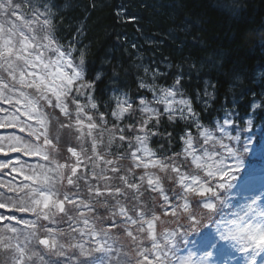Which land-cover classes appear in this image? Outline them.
Wrapping results in <instances>:
<instances>
[{
    "label": "trees",
    "instance_id": "1",
    "mask_svg": "<svg viewBox=\"0 0 264 264\" xmlns=\"http://www.w3.org/2000/svg\"><path fill=\"white\" fill-rule=\"evenodd\" d=\"M17 3L22 5L20 11L28 15L24 0H17ZM57 3V32L61 37L71 39L76 36L77 29L81 30L76 43L82 41L89 50L86 56L91 65L88 75L90 79L100 78L98 109L88 108L97 122L99 113L106 111L103 102L112 89L120 88L134 97L140 80L150 79L154 67L165 74L159 81L161 86L174 84L182 74L186 93L183 98L190 100L194 107H204L202 100H196L197 89L203 96L206 85L214 86L208 87L207 91L215 97V104L210 114L200 121L209 131L214 129L218 116L223 115V106L231 109L235 104V110L242 118L239 126L244 130L248 149L238 157L239 171L234 172L230 186L220 190L223 205L213 199L218 205L214 220L232 212L254 185L252 180H243L241 176L252 168L250 162L258 159L259 152H264L261 150L264 145V108L253 110L250 107L253 94L255 99H264V0H57ZM63 47L67 49V39ZM79 62V57L74 56V63ZM145 68L149 73H145ZM143 94L150 98V93ZM160 107L162 110L163 105ZM45 111L50 120L48 134L56 145L48 161L60 169L57 188L65 207L62 213L52 211L44 217L38 214V226L41 227V237L58 239L62 254L54 256L46 251V255H42L36 247L43 246L37 245L36 239L30 246L33 250H27L32 255L33 264H137L135 243L151 247L146 221L153 220V217H156L154 231L162 246L165 233L173 230L189 233V237L173 241L169 257L175 254L184 258L191 254L194 261L200 259L193 250L179 253L177 248L185 246L190 236L196 233H192L194 226L187 219L188 213L194 212L197 219L202 220L198 226L202 229L209 223L207 210L196 203L203 198L186 193L171 169L176 166L181 175L203 178L207 169L198 167V164L211 161L204 158L194 162L185 151L186 146L180 139L185 135L183 122L172 123L164 117L153 129L158 134L149 137V149L154 154L152 159L167 163L166 170L151 166L147 170L134 168L129 152L115 147L110 151L102 147L96 152L91 148V140L86 139L83 142L85 153L80 157L78 172H74L77 161L67 149H81L82 142L77 139L75 126L62 129L59 122L69 123L68 118L47 106ZM107 120V128L112 130L110 114ZM127 123L126 118L123 125ZM113 134L116 136L114 144L123 143L127 148V142L119 141L118 133ZM194 136L202 145L203 138L198 132L194 131ZM102 138L106 144L109 132L104 131ZM121 154L124 159L117 158ZM3 157L0 153V159ZM0 171L4 172L3 169ZM146 171L154 180L152 187L147 183L150 177L145 175ZM142 175L145 178L141 181L139 177ZM135 183L139 187L131 186ZM165 196L168 200L164 199ZM186 201L187 211L184 208ZM4 211L5 208L0 209V213ZM141 211L145 212L143 233L138 228L142 222ZM112 220L116 221L115 227L106 228ZM179 225L183 227L179 228ZM10 228L6 220L0 223V264H19L21 257L28 262L18 246L21 240ZM82 229H86L90 236L95 233L98 243L93 244L87 239ZM132 233L138 238L135 242ZM85 239L89 240L86 242L91 251L83 244ZM96 245L101 247L98 253Z\"/></svg>",
    "mask_w": 264,
    "mask_h": 264
},
{
    "label": "snow or ice",
    "instance_id": "2",
    "mask_svg": "<svg viewBox=\"0 0 264 264\" xmlns=\"http://www.w3.org/2000/svg\"><path fill=\"white\" fill-rule=\"evenodd\" d=\"M24 3L27 4L28 15L20 11L22 5L17 3V0H0V112L5 114L3 119H0V129L19 126L21 132L27 131L28 136L34 137L37 143L25 141L21 137L0 136V153L4 156L10 152L23 153L28 157L38 156L47 163L51 151L56 149L47 131L48 116L45 111L47 106L59 110L60 114L68 118L69 123L58 121L60 128L71 129L75 126L77 139L82 142L80 151L73 147L67 149L77 161L74 172H78L81 164L80 157L85 153L83 142L86 139L91 140V148L96 152H100L99 149L102 147L108 151L115 147L117 150L123 149L124 152H129L134 168L143 167L147 170L151 166L159 167L163 171L169 165L161 159H152L154 154L148 148L149 137L158 134L153 129L158 127L164 117L172 123L183 122L185 135L180 139L186 146L185 151L194 162L207 158L211 163L198 164V167L207 169L203 178L196 175H181L180 168L176 166L171 170L179 177V183L185 188L186 193L203 198L196 203L207 210V218L212 222L218 209L213 199L223 205L220 190L230 186L229 182L233 180L234 172L239 171L238 157L248 149L244 140V130L239 126L242 118L235 110V104L231 109L227 105L223 106V115L218 116L214 129L209 131L200 121L205 115L210 114L211 107L215 104V97L207 91L208 87L214 88V86L206 85L203 96L197 89L196 100H202L204 107H194L190 100L183 98L186 93L182 74L174 84L165 87L159 83L165 74L154 67L151 69L150 79L146 77L140 80L134 97L122 92L120 88L112 89L108 99L103 102L106 111L99 113L97 122L94 116L89 114L88 108L98 109L96 101L100 97L97 96V85L100 78L90 79L88 75L91 65L86 60V56L89 50L82 41L78 45L76 43V36L80 35L81 30L77 29L76 36L71 39L59 35L57 0H24ZM41 32L44 34L40 35ZM66 39L67 49L63 47ZM74 56L79 57V64L74 63ZM145 73H149L148 68H145ZM29 89L34 91H27ZM143 93H150V98ZM253 97L250 107L253 110L264 108V99H255V94ZM3 104L15 109L11 116L8 114L9 109L4 108ZM161 105H163L162 110ZM17 113L35 120L38 127L21 121ZM108 114L113 118L112 130L107 128ZM126 118L128 123L125 126L123 121ZM251 118L250 115L249 120ZM104 131H108L110 136L106 144L102 138ZM194 131L203 138L202 145L194 136ZM113 132L119 134V141L127 142V148H124L123 143L114 144L116 136ZM168 135L171 137V133ZM41 139L42 143H39ZM261 150L264 151V145H261ZM117 158L124 159L125 156L121 154ZM39 164H25L20 158H14L11 162H0V170L11 167L13 172L23 174V179L27 181L32 178ZM145 175L150 177L147 171ZM144 178V175L139 177L141 181ZM147 183L152 187L154 180L150 177ZM131 186L139 187L137 183ZM164 199L168 200V197L165 196ZM255 203L256 201L252 200L246 205L242 215H236V218L227 224L223 220L219 222L223 230L221 238H230L238 242L242 246V251H264V210H257ZM3 208L6 207H0ZM184 208L187 211V201ZM140 216L142 222L138 228L143 233L145 212L141 211ZM154 219L156 217H153ZM187 219L191 222V226H194L192 233L200 232L198 226L202 224V220L197 219L194 212H189ZM153 220L146 221L151 247L135 243L137 264H208V254L197 261L193 260L191 254L184 258H178L175 254L169 257L173 241L187 238L189 233L176 230L165 233L162 246L158 243ZM112 221L106 225V228L115 227L116 221ZM132 236L134 242L137 241L138 238L133 233ZM88 239L96 244L99 238L93 233Z\"/></svg>",
    "mask_w": 264,
    "mask_h": 264
},
{
    "label": "rangeland",
    "instance_id": "3",
    "mask_svg": "<svg viewBox=\"0 0 264 264\" xmlns=\"http://www.w3.org/2000/svg\"><path fill=\"white\" fill-rule=\"evenodd\" d=\"M27 91L32 92L34 90L29 89ZM3 107L9 109V116L15 111V109H12L7 104H3ZM4 115L3 112H0V119H3ZM17 116L21 121H25L33 127H38L35 120L27 118L22 113H17ZM47 123L49 127V118ZM41 131H44V129H41ZM24 132L25 133L20 131L19 126L2 128L0 129V136L21 137L25 141L37 143L34 137L28 136L27 131ZM4 143L6 146L7 142L5 141ZM39 143H42V139ZM261 154L263 156L259 155L257 167H253L251 175L255 182H257L256 189L253 190L252 188V191L243 197L241 204L238 205L233 212L219 216L217 220L209 223L204 229L200 230V232L190 236V241L183 247L188 246L189 249L192 248L194 254L199 257L208 254V262L213 264H264V251H242V246L238 242L232 239H222L223 230L219 223L223 220L227 224V222L235 219L236 215H242L243 211L246 210V205L251 203L252 200L256 201L255 208L257 210H264V175H259L260 172L264 170V152ZM14 158H20L21 162L25 164L35 165L40 163L36 172L32 174V178L27 181L23 179V174L13 172L11 167H9L10 170L3 169V174H5L4 177L0 171V206L6 207L5 210L11 212L0 213V221L6 220L9 225H11L10 229H12L13 233L21 240V246L19 243L18 246L20 252L22 251L24 256L28 259V262H25L26 260L23 261L21 257L19 264H33V262H31L32 255H30L27 250H33L30 246L36 239L43 241L42 244L45 249L40 252L42 255H46L47 250L54 256H61L62 250H60L58 239L54 236L41 237L39 232L41 227L38 226L40 223L38 214H41L40 217H44V214L48 212H59V209H61L59 202L63 201L59 199V191L57 188L61 174L60 169L49 161L47 163L44 162L38 156L28 157L24 156L23 153L10 152L5 158L0 159V162H11ZM16 167H19V165H16ZM250 174V172H246L242 176V179L248 178ZM64 207L62 203L61 213ZM82 232L85 233L83 235L88 239L90 233L86 229H82ZM87 239H85L83 244L85 247L88 246L89 251H91L90 245L86 242L89 241ZM95 248L97 253L101 251L100 246L96 245ZM179 248H177L178 252L181 253ZM36 255H38V253H36Z\"/></svg>",
    "mask_w": 264,
    "mask_h": 264
},
{
    "label": "water",
    "instance_id": "4",
    "mask_svg": "<svg viewBox=\"0 0 264 264\" xmlns=\"http://www.w3.org/2000/svg\"><path fill=\"white\" fill-rule=\"evenodd\" d=\"M60 206H62V203H60Z\"/></svg>",
    "mask_w": 264,
    "mask_h": 264
}]
</instances>
